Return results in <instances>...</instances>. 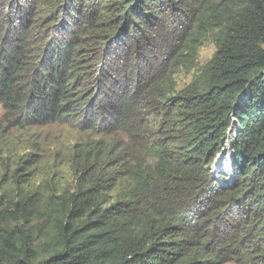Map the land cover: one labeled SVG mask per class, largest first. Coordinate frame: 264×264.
Masks as SVG:
<instances>
[{"label":"trees","instance_id":"trees-1","mask_svg":"<svg viewBox=\"0 0 264 264\" xmlns=\"http://www.w3.org/2000/svg\"><path fill=\"white\" fill-rule=\"evenodd\" d=\"M0 104L114 139L45 221L0 216V264H264V0H0Z\"/></svg>","mask_w":264,"mask_h":264},{"label":"rangeland","instance_id":"rangeland-1","mask_svg":"<svg viewBox=\"0 0 264 264\" xmlns=\"http://www.w3.org/2000/svg\"><path fill=\"white\" fill-rule=\"evenodd\" d=\"M17 4L15 1L10 10ZM4 16H9L8 12ZM214 52L215 47L205 43L198 52L197 65H205ZM190 78L191 74L185 72L174 75L176 89H182ZM110 89H113L112 85ZM38 115L41 117L42 112ZM6 116L0 106V216L21 201L28 214L36 213L35 216L43 222L46 214L52 212L61 203L60 199L75 187L70 162L76 148L88 144L112 145L114 139L103 132L101 125L93 130L90 128L92 124L81 118L31 124L30 112L29 123L22 125L19 119L12 122ZM105 121L108 120H104V124ZM229 151L228 146L220 159L214 161L219 181L221 172H229Z\"/></svg>","mask_w":264,"mask_h":264},{"label":"clouds","instance_id":"clouds-1","mask_svg":"<svg viewBox=\"0 0 264 264\" xmlns=\"http://www.w3.org/2000/svg\"><path fill=\"white\" fill-rule=\"evenodd\" d=\"M214 46V45H213ZM209 62V61H208ZM207 62V63H208ZM0 106H1V104H0ZM1 108L4 110V108L1 106ZM5 113V112H4ZM97 121H99V120H97ZM226 147H228V146H225V148L224 149H222V153H220V154H218L217 155V159L219 158L220 159V156H222L223 155V153H225V150H226ZM229 158H230V160H229V162L231 163V152H229ZM229 172H230V166H229ZM213 172H214V174H215V170H214V164H213ZM218 173V172H217ZM221 173H223V174H227L228 172H221Z\"/></svg>","mask_w":264,"mask_h":264}]
</instances>
